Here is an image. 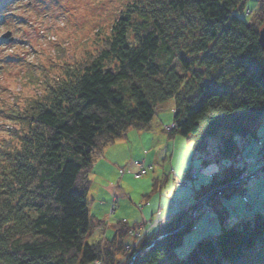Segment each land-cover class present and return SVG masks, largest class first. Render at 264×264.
Instances as JSON below:
<instances>
[{"label":"trees","instance_id":"1","mask_svg":"<svg viewBox=\"0 0 264 264\" xmlns=\"http://www.w3.org/2000/svg\"><path fill=\"white\" fill-rule=\"evenodd\" d=\"M247 1L131 0L95 49L47 83L16 117L17 143L2 149L0 264H118L139 224L118 221L112 238L88 243L102 224L88 208L90 175L106 147L132 129H148L168 101L176 127L164 131L186 137L205 154L204 164L213 160L222 169L122 264H264V210L250 211L247 198V216L226 226L223 203L240 190L236 181L250 165L241 164L239 138L264 142V0L248 9L250 19L236 13ZM215 135L221 141L211 157L208 138ZM218 187L207 204L221 229L179 256L195 209Z\"/></svg>","mask_w":264,"mask_h":264},{"label":"rangeland","instance_id":"2","mask_svg":"<svg viewBox=\"0 0 264 264\" xmlns=\"http://www.w3.org/2000/svg\"><path fill=\"white\" fill-rule=\"evenodd\" d=\"M129 1L0 0V157L2 149L17 143L15 130L20 122L16 117L44 92L47 83L63 75L67 65L79 62L87 51L97 47V39L110 33ZM248 9H257V0H248L244 11L237 10L236 13L250 19ZM7 31L12 32L11 40L3 37ZM172 103L168 101L158 108L148 129H132L106 147L93 166L88 208L103 225L93 230L87 238L88 243L112 238L118 221L139 224L134 235L130 234L124 241L125 253L119 257L118 264L124 263L135 251L127 245L137 241V235L143 233V227L150 220L157 214L168 218L173 212L170 203L174 200H186L188 206L194 204V188L222 169V165L213 160L204 164L205 154L195 151L186 137L180 134L170 137L164 131V126L173 123ZM258 134L264 137V117ZM220 141V135L208 138L211 157L217 154ZM243 141L239 138L241 164L250 165L236 181L241 184L240 190L223 201L229 209L226 226L247 216V198L253 201L246 204L250 211L253 208L264 210V171H261L264 142L261 145L255 139ZM254 160L255 165L251 167ZM139 161L145 162L146 175H122V170L136 171ZM200 168L202 170L195 179L185 176ZM168 172H173L171 177L161 180ZM174 173L180 178L189 177L186 184L178 185ZM207 206L210 205L206 203L197 208V220L177 248L179 256H185L202 237H215L221 229L215 208L210 206L211 211L204 210Z\"/></svg>","mask_w":264,"mask_h":264},{"label":"built area","instance_id":"3","mask_svg":"<svg viewBox=\"0 0 264 264\" xmlns=\"http://www.w3.org/2000/svg\"><path fill=\"white\" fill-rule=\"evenodd\" d=\"M175 127H176V124H175V123H172L171 125H167V126H165V129L169 131V130L175 128ZM260 143H261V140L259 141V144H260ZM263 155H264V151H263ZM261 156H262V154H261ZM136 164H137V168H138L136 171L132 172V171H130V170H127V171L122 170V175H123L124 173L132 174V175H134V176H136V177H141V176H143V175H146V173H147V166H146L145 162H144V161H139V162H137ZM201 170H202V169H201ZM199 172H200V170H198V169H196V170H192V171H190V172L188 173V176L190 177V179H191V178H192V179H195V178L197 177V175L199 174ZM172 173H173V172H172ZM174 176H175L176 183H177L178 185L186 184V180L189 179V177H188L187 179H186V178H185V179H184V178H180V177H179L178 175H176L175 173H174ZM116 201H117V200H115L114 203H113V209H112V211H114ZM170 205L173 207V212H172V214H173V213H176V212H178V211H181V210L187 209V208L189 207L188 204H187V202H186V200H180V201H175V200H174V201H172V202L170 203ZM204 210L211 211L212 209H211L210 206H207L206 208H204ZM163 219H164V217H162L160 214H157L156 217H155L154 219L150 220V221L147 223V226L143 227V228H144L143 233L137 235V237H136V238H138L137 241L134 242L133 245H131V246H130V245H127V247H132L133 249H136V247L138 246L139 242L142 240L143 236H144L147 232H149L151 229H153L155 226H157L158 224H160L161 221H163ZM213 219L215 220V217H214ZM213 219H212V220H213ZM102 225H103V224H101L100 226H102ZM131 234L134 235L133 232H132ZM213 238H214V237H213ZM130 255H132V252L129 254V256H130ZM129 256H128V257H129ZM93 264H105V262H104L102 259H98V260H95V262H94Z\"/></svg>","mask_w":264,"mask_h":264},{"label":"water","instance_id":"4","mask_svg":"<svg viewBox=\"0 0 264 264\" xmlns=\"http://www.w3.org/2000/svg\"><path fill=\"white\" fill-rule=\"evenodd\" d=\"M12 32L11 31H7L6 33L3 34L4 38H11ZM259 41L262 47V50L264 51V27H262V29L260 30L259 33ZM261 171H264V166L262 167ZM221 188H216L213 191H211L210 193H208L207 195H205L202 199H201V203L202 204H206L207 201L210 199L211 196H213L215 193L219 192ZM197 208L195 209L194 215L192 217V219L189 221V224L195 219L196 216V212H197Z\"/></svg>","mask_w":264,"mask_h":264},{"label":"bare ground","instance_id":"5","mask_svg":"<svg viewBox=\"0 0 264 264\" xmlns=\"http://www.w3.org/2000/svg\"><path fill=\"white\" fill-rule=\"evenodd\" d=\"M131 256V255H130Z\"/></svg>","mask_w":264,"mask_h":264}]
</instances>
